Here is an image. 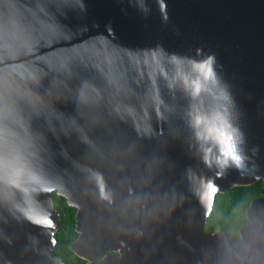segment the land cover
<instances>
[{
    "label": "water",
    "instance_id": "1",
    "mask_svg": "<svg viewBox=\"0 0 264 264\" xmlns=\"http://www.w3.org/2000/svg\"><path fill=\"white\" fill-rule=\"evenodd\" d=\"M0 39V264H62L52 190L87 264H264V0H0ZM258 179L238 235L204 227Z\"/></svg>",
    "mask_w": 264,
    "mask_h": 264
},
{
    "label": "trees",
    "instance_id": "2",
    "mask_svg": "<svg viewBox=\"0 0 264 264\" xmlns=\"http://www.w3.org/2000/svg\"><path fill=\"white\" fill-rule=\"evenodd\" d=\"M263 180L250 184L234 185L225 191L216 192L212 209L204 227L209 231L221 230L238 235L239 227L248 222L246 208L252 198L260 196ZM53 206L58 212L61 227L54 233L57 239L56 252L62 255L65 264H84L85 260L75 255L68 244L77 232L74 229L75 207L67 204L65 198L52 191Z\"/></svg>",
    "mask_w": 264,
    "mask_h": 264
},
{
    "label": "snow or ice",
    "instance_id": "3",
    "mask_svg": "<svg viewBox=\"0 0 264 264\" xmlns=\"http://www.w3.org/2000/svg\"><path fill=\"white\" fill-rule=\"evenodd\" d=\"M2 47H3V40L0 39V49H2ZM196 91H199V85L196 86ZM3 98H4V84H3V81H0V110H2ZM219 138L226 145V148H225L226 154L229 156H233V158L238 161L239 157L235 156V150H234L233 145H232L231 136H227V135H224L223 133H221ZM6 151H8L10 153L11 146L6 144V142H5L4 134H3V120H2V118H0V181L3 180L2 173L5 169V167L7 166V167L11 168L13 163H14L10 158L6 159ZM5 195H6V193L4 192V190L2 188H0V199H3ZM39 222L42 224H48V225H50L52 223L51 220H42Z\"/></svg>",
    "mask_w": 264,
    "mask_h": 264
},
{
    "label": "flooded vegetation",
    "instance_id": "4",
    "mask_svg": "<svg viewBox=\"0 0 264 264\" xmlns=\"http://www.w3.org/2000/svg\"><path fill=\"white\" fill-rule=\"evenodd\" d=\"M52 191H55V192L57 193L56 190H52ZM52 191H51V194H52ZM57 194L63 196V197L65 198V201L67 202V204H69V205L75 207V211H74V229L76 230L77 234H76V236L74 237V239H72V240L70 241V243L68 244V248H69V249H70L75 255H77L78 257H80V258H82V259H84V260H85V263H84V264H87L88 262L93 261V258L84 257L83 255H81L80 253L76 252V251L72 248V243H73V242L79 237V235H80V230L77 229V224H76V213H77L78 207L75 206V205H72V204L68 203V201H67V197H66L65 195L60 194V193H57ZM52 198H53V197H52ZM58 219H59V217H58ZM59 220H60V219H59ZM60 221H61V220H60ZM61 223H62V222H61ZM59 227H61V225H60ZM57 230H58V229H57ZM57 230H56V231H57ZM56 231H55V232H56ZM55 232H54V233H55ZM54 233H53V237H54V239H55V243H54V247L52 248L50 254H51L52 257H59V258L61 259L62 264H65V261H64L62 255H60L59 253L56 252V250H57V249H56V246H57V239H56ZM106 254H119V246H117L116 249L105 250L102 254L96 256V258H101L102 256H104V255H106Z\"/></svg>",
    "mask_w": 264,
    "mask_h": 264
},
{
    "label": "bare ground",
    "instance_id": "5",
    "mask_svg": "<svg viewBox=\"0 0 264 264\" xmlns=\"http://www.w3.org/2000/svg\"><path fill=\"white\" fill-rule=\"evenodd\" d=\"M34 262H37V261H34ZM34 264H37V263H34Z\"/></svg>",
    "mask_w": 264,
    "mask_h": 264
}]
</instances>
